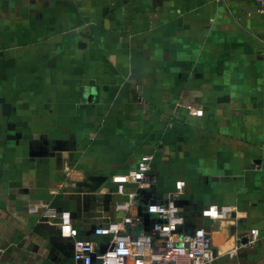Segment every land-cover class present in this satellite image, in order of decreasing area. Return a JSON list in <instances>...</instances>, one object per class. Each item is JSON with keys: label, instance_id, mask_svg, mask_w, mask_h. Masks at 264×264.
Returning <instances> with one entry per match:
<instances>
[{"label": "crops", "instance_id": "crops-1", "mask_svg": "<svg viewBox=\"0 0 264 264\" xmlns=\"http://www.w3.org/2000/svg\"><path fill=\"white\" fill-rule=\"evenodd\" d=\"M144 158L153 201L186 181L182 230L210 233L211 264H264L258 0H0V264L74 263L53 209L106 242L112 177Z\"/></svg>", "mask_w": 264, "mask_h": 264}, {"label": "built area", "instance_id": "built-area-1", "mask_svg": "<svg viewBox=\"0 0 264 264\" xmlns=\"http://www.w3.org/2000/svg\"><path fill=\"white\" fill-rule=\"evenodd\" d=\"M226 1V0H223ZM264 12V0H258ZM190 113L197 108L188 106ZM150 160L144 158L136 168L112 177L114 192L122 198L114 202L120 219H109L94 228V234L108 239L101 245L93 239H79L78 229L69 211L49 210L46 217L59 218V232L65 239L73 240V264H211L216 253L210 233L203 227L183 231L185 217L177 202L186 185L185 180L175 183V190L166 201L148 205L147 212L153 217L149 230H145L143 217L139 215L140 194L138 190L151 186ZM236 208L231 205H211L202 210L211 220L227 219ZM141 230V234L136 232ZM182 230V231H181ZM250 244L259 237L258 229H252ZM236 248L230 251L233 256ZM238 264H251L243 260Z\"/></svg>", "mask_w": 264, "mask_h": 264}, {"label": "water", "instance_id": "water-1", "mask_svg": "<svg viewBox=\"0 0 264 264\" xmlns=\"http://www.w3.org/2000/svg\"><path fill=\"white\" fill-rule=\"evenodd\" d=\"M148 189H140L138 190V193L140 194V206H139V215L143 217V221H144V229L147 231L149 230V224L151 221H153V217L150 213L147 212V207L149 204L154 203L155 201H153L152 199H150L149 193H148ZM177 205H180V202H177ZM72 216V214H71ZM182 231V230H181ZM137 234H141L142 231L139 230L136 232Z\"/></svg>", "mask_w": 264, "mask_h": 264}]
</instances>
